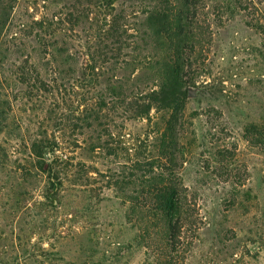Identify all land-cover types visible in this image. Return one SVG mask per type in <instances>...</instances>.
<instances>
[{
  "label": "rangeland",
  "instance_id": "374dc122",
  "mask_svg": "<svg viewBox=\"0 0 264 264\" xmlns=\"http://www.w3.org/2000/svg\"><path fill=\"white\" fill-rule=\"evenodd\" d=\"M161 1L0 0V264H165L129 213L161 174L169 112L138 114L164 75ZM194 2L180 264H264V154L245 138L264 122V0Z\"/></svg>",
  "mask_w": 264,
  "mask_h": 264
},
{
  "label": "trees",
  "instance_id": "16d2710c",
  "mask_svg": "<svg viewBox=\"0 0 264 264\" xmlns=\"http://www.w3.org/2000/svg\"><path fill=\"white\" fill-rule=\"evenodd\" d=\"M196 9L194 0H162L160 7L150 13V28L164 44V75L143 106H138L140 116L147 115L152 108L169 112L160 144V165L153 169L161 174L146 181L145 190L132 196L129 206L133 220L144 224L140 231L142 238L147 242L159 237V245L152 244L150 248L165 264L181 263L184 233L189 224L187 195L176 173L181 159L180 135L185 127L187 85L191 80L188 73L198 48ZM252 25L264 36V21L253 18ZM245 138L264 154V122L250 125Z\"/></svg>",
  "mask_w": 264,
  "mask_h": 264
}]
</instances>
